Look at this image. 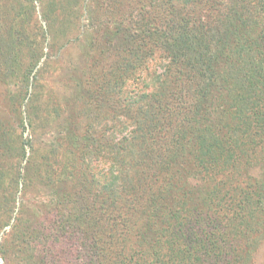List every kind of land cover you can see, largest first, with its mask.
Segmentation results:
<instances>
[{
    "label": "trees",
    "instance_id": "obj_1",
    "mask_svg": "<svg viewBox=\"0 0 264 264\" xmlns=\"http://www.w3.org/2000/svg\"><path fill=\"white\" fill-rule=\"evenodd\" d=\"M15 1L0 21L5 77L37 15L36 0ZM39 1L42 34L78 27L85 61L67 126L39 162L41 194L2 234L3 264H258L264 0ZM154 59L164 62L150 72ZM12 133L0 121V231L20 184L34 183L6 156Z\"/></svg>",
    "mask_w": 264,
    "mask_h": 264
},
{
    "label": "rangeland",
    "instance_id": "obj_2",
    "mask_svg": "<svg viewBox=\"0 0 264 264\" xmlns=\"http://www.w3.org/2000/svg\"><path fill=\"white\" fill-rule=\"evenodd\" d=\"M13 1L16 4V1ZM9 2L11 0H0V21L3 16V9L6 8V3ZM42 2L39 0L35 2L37 17L34 16V22L25 24L23 28L20 27L26 33V37L19 39L16 43L19 45L18 49L20 50L17 60L19 62L18 71L15 75L7 77L0 75V121L7 129L13 131L12 136L9 137V144L12 147L11 156H6L10 157V162L12 164L14 162L16 168L17 162L22 164V168L27 164L31 169V176L34 180L33 185L27 190L23 189V183L20 184L15 213L11 219H8L9 224L5 225L0 231V240L4 231L10 228L14 222L20 202L25 200L27 204L32 205L41 194L43 178L40 176L43 169H40L39 162L44 154H49L51 145L57 142L60 128H66L67 126L68 114L73 109V102L71 101L74 87L73 76L80 75L85 61L80 46L78 47L76 42V38L81 34L78 27L63 28L57 22L52 31L46 33V35L42 34L41 29L48 30V23L42 17L44 8ZM10 16L14 18L17 26L18 21H16L13 11L10 12ZM6 33L4 31V34H1L3 35L2 38L5 39V43L8 39ZM44 36L46 37L44 38ZM6 49H8V45L4 48V50ZM36 50L42 52L43 56H39L35 52ZM48 54L50 55L49 58H47ZM39 57L41 58L37 61ZM0 59L2 58L0 57ZM36 61L37 64L34 68L30 72L28 71V80H25L24 75L30 62ZM162 62L164 61L158 59L150 61V72L160 71ZM37 108L39 113L35 112ZM58 112L63 114L57 117ZM47 113L50 114L49 120H45ZM34 115H36L39 123L35 128L31 125L30 119ZM22 122H24V127L21 125ZM25 141L27 143L22 145ZM23 148L26 155L24 159L20 160L19 155L23 152ZM67 154L70 158L71 155ZM98 165L101 167L103 163L99 162ZM263 260L264 251L259 255L256 263L262 264ZM0 264H3L1 257Z\"/></svg>",
    "mask_w": 264,
    "mask_h": 264
}]
</instances>
